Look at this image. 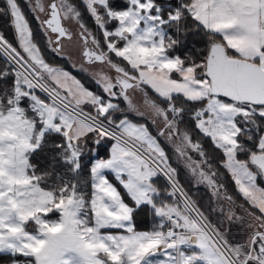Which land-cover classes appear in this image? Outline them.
Segmentation results:
<instances>
[{
  "label": "snow or ice",
  "instance_id": "6c2138e0",
  "mask_svg": "<svg viewBox=\"0 0 264 264\" xmlns=\"http://www.w3.org/2000/svg\"><path fill=\"white\" fill-rule=\"evenodd\" d=\"M27 6L39 33L20 0L0 7L15 41L0 32V257L264 264V0ZM70 45L80 47V75L45 51L69 60ZM161 138L223 202L216 222L180 184ZM216 156L243 204L220 181ZM236 223L242 242L230 239Z\"/></svg>",
  "mask_w": 264,
  "mask_h": 264
},
{
  "label": "trees",
  "instance_id": "16d2710c",
  "mask_svg": "<svg viewBox=\"0 0 264 264\" xmlns=\"http://www.w3.org/2000/svg\"><path fill=\"white\" fill-rule=\"evenodd\" d=\"M177 2H179V0H177ZM20 3H21L22 8L25 11V14L27 15V17L31 23L33 30L35 32L39 33L38 22L34 19L33 14L29 11L26 0H20ZM77 3H79V0H77ZM3 6H4V0H0V7H3ZM84 21L90 28H94V23H93L92 19L90 18V16L86 12L84 13ZM189 23H191V22L189 21ZM0 32H3L5 34V36L10 41L15 43L14 38H13L14 33H13L12 28L10 27L9 17L7 15H0ZM38 40H40L41 44L43 45L42 36H38ZM45 51H46L47 57L50 60H57L60 64H62L64 67H66L74 75H80V73L78 72V69L76 67L73 68L72 64L68 60H61V59L55 57L50 52H47V50H45ZM3 62H4L3 58L0 57V64H3ZM195 138H198V136L196 134H194V139ZM204 143H205V148L208 149L209 152H211L212 149L210 147V144L207 141H205ZM218 159H219V157L216 156L212 162L216 166L218 172L220 173V177H219L220 181L225 184V187L227 188L229 194L234 195L236 202L243 204V200L238 195L235 194V186L231 180L230 175L227 173V171L225 169H223L222 167L219 166ZM34 162H36V161H34ZM81 179L84 181H87L89 179L88 174H87V170H85L84 173H82ZM158 185L163 188L165 186V181L161 178L158 181ZM141 219L143 220L144 217H141ZM152 223H153L152 218L149 215L146 219V222L140 223L138 225V227L140 228V230H148L152 227ZM0 261H3V264H7L8 257L6 255L4 257H0Z\"/></svg>",
  "mask_w": 264,
  "mask_h": 264
},
{
  "label": "crops",
  "instance_id": "0c3cea01",
  "mask_svg": "<svg viewBox=\"0 0 264 264\" xmlns=\"http://www.w3.org/2000/svg\"><path fill=\"white\" fill-rule=\"evenodd\" d=\"M152 131H153V133H155V131H156L155 127L152 128ZM161 142L171 157L170 163L172 164L173 167L177 168L178 173H179L178 177L181 180L184 187L191 193L195 192V191H198L200 194L205 193L204 200L206 203V206H205L206 209H208V207H209L207 205V202L208 203H211V201L217 202L215 200V198H213L212 195L210 194L211 192L208 190V186L206 184L195 185V182H194L192 176L190 175L188 169L184 166V163L181 160H179V162H178L177 157L173 153V149H172L171 144H168L167 142H165L163 138H161ZM219 203H221V202H219ZM201 204H203V203H201ZM245 231L247 232V229H246L244 224H240V223L233 224L232 225V233H234V234L237 233L236 235H239V237L237 236V238L234 239L233 238L234 234H232V236H230V239L234 240V242H242L246 238V236L243 237V235L246 233Z\"/></svg>",
  "mask_w": 264,
  "mask_h": 264
},
{
  "label": "rangeland",
  "instance_id": "374dc122",
  "mask_svg": "<svg viewBox=\"0 0 264 264\" xmlns=\"http://www.w3.org/2000/svg\"><path fill=\"white\" fill-rule=\"evenodd\" d=\"M26 2L28 3V0H26ZM73 30H75V26H73ZM65 51L70 56V59L68 61L71 64H76L77 65L76 68L78 69L79 65L82 63V58L80 56V47L78 45H70V46H67L66 47ZM94 70H96V69H94ZM192 155H193L194 158H197L196 155H195V153H193ZM177 160L179 162V159H177ZM170 161H171V159H170ZM178 179H179V177H178ZM179 181H180V184L184 187V185L182 184V182H181L180 179H179ZM184 189L188 192V194L192 197V199L194 201H196V203L199 205V207L201 208V210L204 211L205 215H207L210 220H212L213 222H216L220 218L219 205L221 203H223V202H221V203H219V202H212V201H211V203H208L207 202V205L209 207H208V209H206V207H205L206 206V203H205V200H204L205 193H201L200 194L198 191H195V192H192L191 193L185 187H184ZM208 190L210 191L209 188H208ZM201 203H203V204H201ZM237 204L239 205L240 203L237 202ZM225 207H227L226 204H225ZM212 209H217V211H212ZM236 211L238 212L239 215H243L244 214L242 212V210L239 209V208H237ZM232 234H234V233H232ZM236 234L233 235V238L234 239L237 238V236L239 237V235H236ZM246 235H247V232L243 235V237L246 236Z\"/></svg>",
  "mask_w": 264,
  "mask_h": 264
},
{
  "label": "built area",
  "instance_id": "2783aa9c",
  "mask_svg": "<svg viewBox=\"0 0 264 264\" xmlns=\"http://www.w3.org/2000/svg\"><path fill=\"white\" fill-rule=\"evenodd\" d=\"M163 179V178H162Z\"/></svg>",
  "mask_w": 264,
  "mask_h": 264
}]
</instances>
